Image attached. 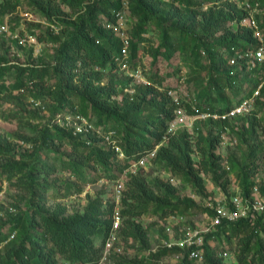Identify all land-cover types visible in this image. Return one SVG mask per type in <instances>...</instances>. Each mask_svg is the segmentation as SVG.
Returning <instances> with one entry per match:
<instances>
[{
	"label": "trees",
	"instance_id": "16d2710c",
	"mask_svg": "<svg viewBox=\"0 0 264 264\" xmlns=\"http://www.w3.org/2000/svg\"><path fill=\"white\" fill-rule=\"evenodd\" d=\"M18 1L0 0V16L12 14ZM29 1L40 9L43 18L49 22L58 21L63 38L51 36L55 34L49 30L50 42L58 44L53 64L19 65L13 63L11 50L12 47L22 49L20 42L18 39L9 41L5 35H0V103L11 102L19 108L13 116L21 125L27 121L41 124L35 130L36 137L27 139L32 150L23 155V162L7 158L10 149L0 137V160L4 161L0 163V194L7 182L10 186L22 187L29 195L27 211L0 225V264H59L60 261L97 264L102 248L96 245V240L99 239L101 244L104 242L111 226L114 204L105 205L99 195H88L82 213L65 216L59 207L45 213L43 204L49 190L55 189L58 198H66L72 192L82 193L81 184L96 183L101 179L115 181L131 161L159 145L151 162L159 164L171 176L182 178L198 197L206 198L203 174L211 175L213 182L218 184L227 173L224 170L219 173L222 158L216 154L222 123L207 119L217 131L216 134L209 132L207 146L201 151V167H197L192 156L193 133L186 130L168 133L177 105L168 96L164 78L159 76L158 70L148 77V85H135L132 93L126 91L131 78L124 81L115 78L119 70L115 59L121 56L123 43L113 27L118 22L116 13L125 9L123 0H99L70 19L61 17L67 13L54 0ZM59 1L72 11L81 4V0ZM251 1H260L264 6V0ZM127 4L131 24L128 28L130 66L137 67L141 51L152 57L154 67L161 57L171 59L178 52L188 55L198 68L208 72L205 81L200 79V74L192 78L199 83L195 97L200 113L205 112L204 108L213 112L229 110L245 95L244 85L248 81L254 82L245 71L230 73L234 68L229 64L231 57L238 51L256 49L260 44L254 30L242 24L246 11L235 3L230 0H127ZM256 18L264 40V16ZM152 22L161 30L157 45L146 37ZM36 39L43 42L46 37L38 35ZM204 53L208 58L207 65L200 63ZM106 75L107 83L102 84ZM50 80H54L52 85ZM22 89L24 93L20 92ZM24 97L40 101L47 116L43 118L41 114L45 111L34 107L29 99L32 109H28ZM263 104L264 93L258 106ZM59 115L85 117L104 132L116 131L124 158L119 159L116 151L95 133L74 135L57 122ZM238 121L248 124L239 132L240 142L247 145L248 150V156L239 168V178L242 193L249 195L253 186L248 181L257 154V146L249 141L258 137V128H264V120L260 123L250 115ZM237 126H233V132L238 130ZM57 145H67L71 152L59 154L55 149ZM53 152L56 154L54 164L42 159L43 154ZM230 164L236 166L233 160ZM57 171L67 173L69 178L52 180V174ZM92 171L96 175L89 177ZM18 200L23 201V198ZM151 206L160 218L177 213L180 206L199 208L193 199L181 198L178 187L172 183L150 178L143 170L131 176L122 197L120 237L126 242L132 240L143 251L150 248L149 229L138 220L150 211ZM204 210L211 214L209 209ZM6 228H9L7 232ZM261 229L264 231V215L255 220L240 219L219 226L216 232L206 235L204 264H224L209 244L211 238H220L222 234L228 240L242 235L237 253L239 263L264 264V239L255 233ZM160 231L164 233V228ZM175 254L183 255L180 264H194L188 250L174 246L162 248L143 260L119 256L115 259L118 264H153Z\"/></svg>",
	"mask_w": 264,
	"mask_h": 264
},
{
	"label": "rangeland",
	"instance_id": "374dc122",
	"mask_svg": "<svg viewBox=\"0 0 264 264\" xmlns=\"http://www.w3.org/2000/svg\"><path fill=\"white\" fill-rule=\"evenodd\" d=\"M99 0H81V4L77 7L75 11H72L67 7V5L62 4L59 0H54L55 3H59L62 11L67 13V15H62V18L70 19L74 17L77 13H83L89 6H93ZM127 2V0H125ZM15 11L11 14H7L3 17L0 16V25L7 24L8 32L0 35H5V39L12 40V35H19L20 37L26 38L28 36L37 37L42 35L46 37V40L43 42H38L36 44L22 45L23 48L19 49L17 47H12L11 50V59L13 63L19 65H38V64H53L55 51L58 47L56 42H50L51 38L48 34L49 32L48 23L49 21L43 18L40 9L32 5L29 0H20ZM126 21L129 20V13L126 11L125 17ZM129 24V25H128ZM127 24V33L128 28L131 24L128 21ZM149 33L146 35L148 39L153 41L154 45H157L161 39V30L156 26V23H149ZM51 36L57 38H63L62 32L56 35L51 34ZM176 38V35L173 34V39ZM16 40V39H14ZM200 63L207 65L208 58L203 54V58L200 60ZM141 69L146 80L149 81V78L155 70H158L159 76L164 78V88L167 89H176L179 88L185 94H197V86L199 83L192 79L197 75H201L204 81L208 77V72L206 69L198 68L197 65L193 62L192 59H189L188 55L182 53H176L171 59H165L163 57L159 58L158 64L156 67L153 66L152 57L146 53V51L140 52V58L137 62V67L133 68L130 66L129 71ZM186 76V80L181 82V79ZM115 78L119 81H124L127 78H130L126 71L118 70L115 74ZM108 76H105L102 84H106ZM54 80H50L52 85ZM150 83V81H149ZM135 85L138 83L135 79H132L130 87L126 91L133 92ZM25 98V104L28 109H32L28 103V97ZM198 107V105H197ZM217 107V106H216ZM19 108L7 101H2L0 103V137L3 141L8 143L10 154H6L8 159L11 161H21L23 162V155L29 153L32 150L31 143L27 142V139H34L36 137V128L40 123L25 122V124H20L19 121L15 120L14 113H17ZM204 111L205 108H204ZM188 115H191L189 109H187ZM43 118L47 116L46 111L41 114ZM255 117L263 123L264 120V104L257 105L255 111L251 114V118ZM94 120V119H93ZM238 126L236 127L235 132L232 131V135L225 141L220 138V143L217 147L216 154L219 155L222 159L220 162L219 173H222L223 170L226 171V174H223V177L220 178L219 183L215 184L211 179V175L203 174L205 185L207 188V197L201 198L198 197L193 188L186 183L182 178L173 177L170 173L166 172L159 164H154L153 162L147 164V167L143 169L145 175H150V178H158L163 182L171 183L170 178H175L173 185L178 187L181 198L193 199L198 203L199 208H189L185 209L184 206H180L177 213L185 217V226H190L192 229H206L210 228L209 232L204 234L205 239L207 234H213L216 231H213V228L210 226V220L206 217L205 205L206 202L213 200L218 197L220 194H229L233 192V189L241 187V181L239 178V168L244 164L247 156L248 150L247 145H244L240 142V131H243L247 127V121L241 122L237 121ZM241 122V123H240ZM184 131V130H180ZM212 131L213 134H216L217 129L212 128L210 121L207 119L198 118L194 120V126L191 130L192 139H193V160L197 167H201L202 161V149L207 146L206 140L209 136V132ZM230 138L232 140H230ZM234 141V142H233ZM249 144L257 146V154L255 156V164L253 166V174L249 179L248 183H251L252 186H257L262 195H264V128H258V137H255L254 140H250ZM58 150L59 154L65 153L68 155L71 150L67 145L60 146L57 145L55 148ZM56 151V150H55ZM54 156L56 154H43L42 159L49 163L54 164ZM233 160L236 164L235 167L231 166L230 162ZM2 159L0 163H2ZM96 174L92 171L89 177H93ZM69 176L67 173L57 171L52 174V180L64 181L68 179ZM61 184V182H59ZM58 183V185H59ZM225 184V186H224ZM250 184V185H251ZM19 186H10L7 182H4L3 191L0 194V225L8 223L11 219L15 218L18 214L27 211L26 201L29 199V195L21 189ZM82 193L72 192L66 198H58L55 189L49 190L47 193L46 201L43 204V210L45 213L54 212L58 207L62 208L65 212L64 215H73L77 212L82 213L87 204V196L102 197L104 204L114 202L113 198V181H107L106 179H101L96 183L81 184ZM263 189V190H262ZM23 198V201H19L18 198ZM112 215V214H111ZM160 214L154 212V206L150 207V211L141 217L138 221L146 228L149 229L148 237L150 248L148 250H139L138 246L134 244L132 240L124 241L120 237L118 243L119 252H114L112 254L111 262H116L115 257L119 256L127 260L138 259L143 260L150 257L151 253H157L160 249L165 248L164 242L168 237L161 232V227L163 218H160ZM111 218V217H110ZM9 228L5 229L7 232ZM258 231V232H257ZM162 233V234H161ZM175 232V234H177ZM256 235L264 239V231L256 230ZM179 234V233H178ZM13 235V233L11 234ZM177 237V236H176ZM242 235L237 237H232L228 240L225 234H222L220 238H211L209 244L212 249L215 250L216 256L223 260L224 264H241L237 261V253H239L241 244L239 243ZM96 245L98 247H103V242L98 239L96 240ZM176 256H179L177 258ZM183 258L182 254L169 255L161 258L163 264H180L181 259ZM205 254L202 260L194 261V264H204ZM117 263V262H116ZM59 264H65L60 261ZM118 264V263H117ZM245 264H250L246 261Z\"/></svg>",
	"mask_w": 264,
	"mask_h": 264
},
{
	"label": "built area",
	"instance_id": "2783aa9c",
	"mask_svg": "<svg viewBox=\"0 0 264 264\" xmlns=\"http://www.w3.org/2000/svg\"><path fill=\"white\" fill-rule=\"evenodd\" d=\"M169 2L170 0H162ZM239 8L246 11L247 16L242 21L243 25L251 27L255 34L254 36L259 40L260 44L256 49H248L246 51H238L230 58L229 64L234 68L231 70V75L245 71L249 73L253 83L248 81L244 85L245 95L232 108L224 112H213L207 109L205 112H199L196 104V97L194 94H185L179 88L167 89L168 96L173 103L177 105L174 118L170 121L168 133L175 134L180 130L191 132L194 126V120L198 118L212 119L222 123L221 139L227 140L232 135V128L238 124L240 118L250 116L257 107L260 99L263 97L264 91V40L259 30L257 16H264V6L260 1L251 0H230ZM124 10L116 13L118 18L117 25L114 30L117 36L123 43L121 56L115 60L118 67L122 71H126L131 79H135L138 85H148L149 81L144 77L142 70L130 69V53L129 43L130 36L127 33V24L125 13L128 4L123 0ZM49 30L56 34L61 31V26L58 21L53 20L48 23ZM9 33L7 24L0 25V34ZM11 38L18 39L22 45L36 44L37 39L33 36L26 38L19 35L9 34ZM241 78L242 76L239 75ZM186 80V76L181 79V82ZM24 93V89L20 90ZM130 92V91H128ZM132 93V92H130ZM34 107H41L45 111L42 103L35 99H29ZM190 109L191 115H188L187 109ZM57 122L67 130H71L74 135L87 136L89 133H95L101 136L113 150L116 151L119 159L124 158L122 149L119 146V137L116 131L104 132L101 127H96L93 122L81 116H58ZM230 140H232L230 138ZM234 142V141H233ZM159 145L152 151L146 152L144 155L136 160L131 161L130 165L126 167L120 176L113 181V198L114 209L111 215V226L105 236L103 247L101 251V259L97 264H117L111 262L112 254L119 252L118 243L120 241V229L123 221L122 217V197L127 180L137 174L139 171L145 169L147 164H151L152 159L156 156ZM173 184L175 178H170ZM205 207L211 211V214L206 212V217L210 220V226L213 231H216L219 226L229 224L240 219L255 220L258 216L264 215V195L261 194L259 188L254 186L249 195H244L240 188L233 189L232 193L220 194L218 197L206 202ZM185 217L179 213H170L163 218L162 225L164 234L168 237V241L164 242L165 247H179L189 251V258L194 261L202 260L205 253V235L210 228L206 229H192L190 226H185ZM175 234V232H177ZM13 236V235H12ZM177 236V237H176ZM179 258V256H176ZM153 264H163L162 260H156Z\"/></svg>",
	"mask_w": 264,
	"mask_h": 264
}]
</instances>
